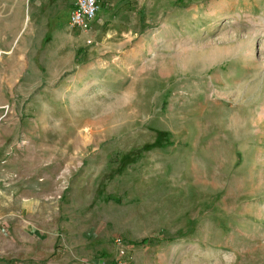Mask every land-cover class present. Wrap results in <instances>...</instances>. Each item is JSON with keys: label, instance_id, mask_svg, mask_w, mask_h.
I'll use <instances>...</instances> for the list:
<instances>
[{"label": "rangeland", "instance_id": "rangeland-1", "mask_svg": "<svg viewBox=\"0 0 264 264\" xmlns=\"http://www.w3.org/2000/svg\"><path fill=\"white\" fill-rule=\"evenodd\" d=\"M0 0V264H264V0Z\"/></svg>", "mask_w": 264, "mask_h": 264}, {"label": "built area", "instance_id": "built-area-1", "mask_svg": "<svg viewBox=\"0 0 264 264\" xmlns=\"http://www.w3.org/2000/svg\"><path fill=\"white\" fill-rule=\"evenodd\" d=\"M101 0H76L68 16V23L76 29H84L96 17ZM115 264H124L118 261Z\"/></svg>", "mask_w": 264, "mask_h": 264}, {"label": "bare ground", "instance_id": "bare-ground-1", "mask_svg": "<svg viewBox=\"0 0 264 264\" xmlns=\"http://www.w3.org/2000/svg\"><path fill=\"white\" fill-rule=\"evenodd\" d=\"M161 4V0H153V2L151 3V8L157 9ZM262 114H264V109H262Z\"/></svg>", "mask_w": 264, "mask_h": 264}, {"label": "crops", "instance_id": "crops-1", "mask_svg": "<svg viewBox=\"0 0 264 264\" xmlns=\"http://www.w3.org/2000/svg\"><path fill=\"white\" fill-rule=\"evenodd\" d=\"M75 3V2H74Z\"/></svg>", "mask_w": 264, "mask_h": 264}]
</instances>
